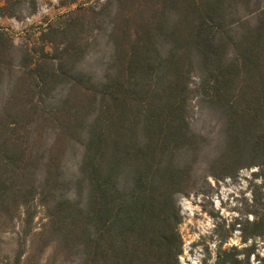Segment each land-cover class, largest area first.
Here are the masks:
<instances>
[{"label": "trees", "instance_id": "1", "mask_svg": "<svg viewBox=\"0 0 264 264\" xmlns=\"http://www.w3.org/2000/svg\"><path fill=\"white\" fill-rule=\"evenodd\" d=\"M39 1L0 0V17L33 14ZM251 3L104 0L46 21L33 44L0 27V226L41 205L45 238L76 264H179L176 197L193 190L207 140L188 126L192 71L218 113L206 175L264 169V5L254 23L239 14ZM99 33L110 56L94 79L78 65ZM75 145L71 179L62 161ZM251 214L253 237L264 239V199ZM258 244L229 264L250 254L264 264Z\"/></svg>", "mask_w": 264, "mask_h": 264}, {"label": "rangeland", "instance_id": "2", "mask_svg": "<svg viewBox=\"0 0 264 264\" xmlns=\"http://www.w3.org/2000/svg\"><path fill=\"white\" fill-rule=\"evenodd\" d=\"M103 1L41 0L33 14L25 9L19 19L0 17V27L11 35L16 44H33L38 26H44L46 21H54L67 12H77L81 6L97 8ZM251 1L247 7H240L239 14L247 17L249 23H254L256 4L263 6L264 0ZM91 19L92 13L89 12L84 17L86 34L92 27ZM96 41L89 47L78 69L91 74L94 79H100L110 56V48L101 33ZM198 76V72L192 71L189 80L194 97L189 103L188 126L191 133L205 136L207 140L205 150L194 166L193 190L176 197L180 214L178 231L183 243L179 264H229L235 258L244 260L245 253L254 242L259 243V247L264 246V239L253 237L250 225L251 213L264 199V169L262 172L258 167L243 168L230 178L218 180L206 175L205 162L214 156L220 146L217 137L218 113L210 111L208 104L201 99L197 88ZM55 97L58 99V93ZM80 153L81 149L76 145L65 153L62 163L67 178L72 179L76 175ZM67 196L74 199L72 192ZM47 230V212L41 205L34 206L33 216L28 221L24 216L17 215L9 224L0 226V264H76L74 255L63 254L55 237L47 241ZM244 237L247 238L245 241ZM42 242L45 244L42 245ZM248 264H254L251 254Z\"/></svg>", "mask_w": 264, "mask_h": 264}]
</instances>
